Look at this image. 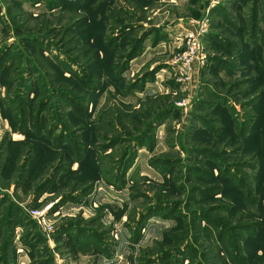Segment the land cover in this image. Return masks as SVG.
<instances>
[{
	"label": "rangeland",
	"instance_id": "1",
	"mask_svg": "<svg viewBox=\"0 0 264 264\" xmlns=\"http://www.w3.org/2000/svg\"><path fill=\"white\" fill-rule=\"evenodd\" d=\"M222 2L0 0V263L264 264V33Z\"/></svg>",
	"mask_w": 264,
	"mask_h": 264
},
{
	"label": "built area",
	"instance_id": "2",
	"mask_svg": "<svg viewBox=\"0 0 264 264\" xmlns=\"http://www.w3.org/2000/svg\"><path fill=\"white\" fill-rule=\"evenodd\" d=\"M207 23L199 22L195 31L186 34V49L179 53L175 59L177 71L181 81H189L198 66H201L203 57L201 55L200 37L206 32ZM38 212V211H36Z\"/></svg>",
	"mask_w": 264,
	"mask_h": 264
},
{
	"label": "trees",
	"instance_id": "3",
	"mask_svg": "<svg viewBox=\"0 0 264 264\" xmlns=\"http://www.w3.org/2000/svg\"><path fill=\"white\" fill-rule=\"evenodd\" d=\"M249 3H252L251 8L249 9V11L247 13L248 17H247V21H243L240 23H244L246 24L248 27H245V30L240 29V25H239V19H238V23L234 22L232 18L229 17V21L231 24L227 23V25H231V32L232 31H236L237 34L240 31L241 36L245 37L246 33H249V36L247 41L252 44L253 48L255 47L257 50V47H259V38L261 37V35H259L260 32L264 33V29L262 28L261 23H264V0H248ZM240 9V13L241 11H243L241 5H239L238 7H235ZM224 12L227 13V10L225 9V7H223ZM238 13V12H237ZM239 18V16H238ZM240 19H242L240 17ZM240 40V39H237ZM228 43V42H226ZM7 56V48H4L2 53H1V63L3 62L4 58ZM264 94V92H263ZM264 97V95H263ZM166 111H162L161 113H159V115H157V120L160 121L162 119V116L164 115Z\"/></svg>",
	"mask_w": 264,
	"mask_h": 264
},
{
	"label": "crops",
	"instance_id": "4",
	"mask_svg": "<svg viewBox=\"0 0 264 264\" xmlns=\"http://www.w3.org/2000/svg\"><path fill=\"white\" fill-rule=\"evenodd\" d=\"M178 1V0H177ZM239 5H241L243 11H241V13H237L235 10V7H238ZM222 7H225V9L227 10V12H230V11H233L231 14H232V17H235V15L238 17H241L242 16V19H239V22H243V21H247V17H248V14L247 13L249 11V9L251 8L252 6V3H249L248 0H223L222 4H221ZM222 13H225L224 11H222ZM220 14V13H219ZM215 21L216 19H224L223 15H217L214 17ZM188 19H186V21L184 22H187ZM227 23V22H226ZM186 24V23H185ZM190 26V25H189ZM184 29V28H183ZM3 262V261H2ZM2 262L0 264H2ZM6 262H8L6 260ZM16 262V260L14 261V263ZM9 263V262H8Z\"/></svg>",
	"mask_w": 264,
	"mask_h": 264
}]
</instances>
